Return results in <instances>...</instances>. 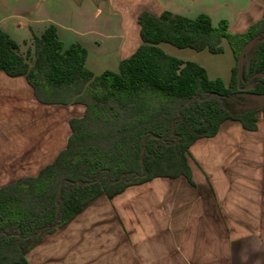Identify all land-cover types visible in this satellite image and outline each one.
<instances>
[{
  "label": "crops",
  "instance_id": "0c3cea01",
  "mask_svg": "<svg viewBox=\"0 0 264 264\" xmlns=\"http://www.w3.org/2000/svg\"><path fill=\"white\" fill-rule=\"evenodd\" d=\"M235 1L0 0V31L12 37L10 23L15 33L28 26L38 36L55 26L64 48L84 46L86 67L100 75L119 72L140 47L143 12L213 18L217 9L232 12ZM244 1L229 25L233 34L264 16V0ZM84 112L81 105L41 104L25 77L0 71V188L52 164L68 145L71 119ZM189 164L196 186L184 184L177 193L183 177L159 178L111 199L101 195L44 235L28 253L29 263L264 264L263 114L254 131L224 122L216 136L191 147Z\"/></svg>",
  "mask_w": 264,
  "mask_h": 264
},
{
  "label": "trees",
  "instance_id": "16d2710c",
  "mask_svg": "<svg viewBox=\"0 0 264 264\" xmlns=\"http://www.w3.org/2000/svg\"><path fill=\"white\" fill-rule=\"evenodd\" d=\"M142 44L120 63L119 72L95 75L86 67L87 49H65L55 26L26 42V53L0 31V71L25 77L41 104L81 105L84 115L70 121L67 147L37 177L0 188V264H30L38 241L74 219L101 195L110 199L127 188L159 178L191 182L190 149L217 135L226 121L257 129L264 107V16L242 34L226 21L215 26L165 11L139 16ZM258 41L245 56L242 83L238 59L244 45ZM235 57L229 84L207 70L166 53L161 45ZM248 87H251L247 90Z\"/></svg>",
  "mask_w": 264,
  "mask_h": 264
},
{
  "label": "rangeland",
  "instance_id": "374dc122",
  "mask_svg": "<svg viewBox=\"0 0 264 264\" xmlns=\"http://www.w3.org/2000/svg\"><path fill=\"white\" fill-rule=\"evenodd\" d=\"M235 2L236 4H233L232 12L228 9H223V10L217 9L215 10L216 16H214L213 18L209 16L215 26H218L219 23L222 21H226L229 27L232 21H234V16L236 14L238 7L237 5L239 4L241 9L244 8L246 5L244 0H239L238 3L237 1ZM7 28L10 30V33L12 34L13 38L12 37L11 38L20 45L21 52L26 53L27 46L24 45V41L30 39L33 36L30 33L29 27L27 26L24 31L19 33L14 32L13 27L10 23L9 24L7 23ZM36 28L41 30L40 27H36ZM36 33L39 34L38 36L41 35V31L40 32L36 31ZM222 46L224 48V53L215 55L210 53L208 50L197 52L192 49H178L169 44L161 45L162 49L166 53L174 57H177L179 59L198 63L199 65L203 66L207 70V73L211 79L221 78L226 83H228L229 79L232 76V69L236 65V61L233 52L229 46V43L227 41H223ZM182 180L183 181H181V183L179 182L177 183L179 185V186L177 185L178 187L177 193L178 192L182 193L185 191L184 184L188 185L189 187L196 186L192 177H191V182H189L186 178Z\"/></svg>",
  "mask_w": 264,
  "mask_h": 264
},
{
  "label": "water",
  "instance_id": "95a60500",
  "mask_svg": "<svg viewBox=\"0 0 264 264\" xmlns=\"http://www.w3.org/2000/svg\"><path fill=\"white\" fill-rule=\"evenodd\" d=\"M260 41L258 38H253L251 39L244 47L242 48L239 59H238V69H237V81L238 85L240 86L242 83V73L244 70V65H245V56L246 54L252 50L253 46ZM261 41H264L261 40ZM254 77H263L264 78V73H259L255 75ZM251 87H248L247 90H249ZM253 100L258 102L261 107H264V95H254Z\"/></svg>",
  "mask_w": 264,
  "mask_h": 264
}]
</instances>
